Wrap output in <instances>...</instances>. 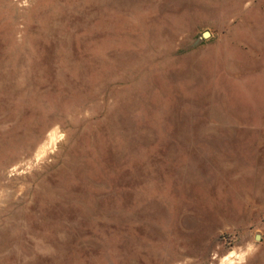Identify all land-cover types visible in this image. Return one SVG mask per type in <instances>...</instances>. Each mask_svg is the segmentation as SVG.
<instances>
[{
	"label": "rangeland",
	"instance_id": "rangeland-1",
	"mask_svg": "<svg viewBox=\"0 0 264 264\" xmlns=\"http://www.w3.org/2000/svg\"><path fill=\"white\" fill-rule=\"evenodd\" d=\"M0 264H264V0H0Z\"/></svg>",
	"mask_w": 264,
	"mask_h": 264
},
{
	"label": "water",
	"instance_id": "water-1",
	"mask_svg": "<svg viewBox=\"0 0 264 264\" xmlns=\"http://www.w3.org/2000/svg\"><path fill=\"white\" fill-rule=\"evenodd\" d=\"M203 35H204V36H207V35H208V33H207V32H204V33H203Z\"/></svg>",
	"mask_w": 264,
	"mask_h": 264
}]
</instances>
